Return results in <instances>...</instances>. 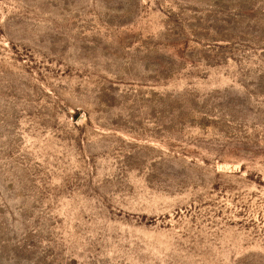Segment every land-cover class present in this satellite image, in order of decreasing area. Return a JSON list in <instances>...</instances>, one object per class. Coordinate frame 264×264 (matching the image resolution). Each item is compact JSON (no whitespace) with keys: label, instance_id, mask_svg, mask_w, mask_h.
Returning a JSON list of instances; mask_svg holds the SVG:
<instances>
[{"label":"rangeland","instance_id":"obj_1","mask_svg":"<svg viewBox=\"0 0 264 264\" xmlns=\"http://www.w3.org/2000/svg\"><path fill=\"white\" fill-rule=\"evenodd\" d=\"M0 264H264V0H0Z\"/></svg>","mask_w":264,"mask_h":264}]
</instances>
